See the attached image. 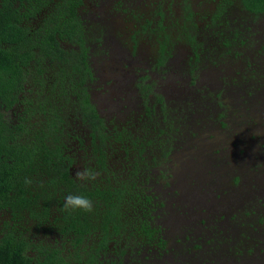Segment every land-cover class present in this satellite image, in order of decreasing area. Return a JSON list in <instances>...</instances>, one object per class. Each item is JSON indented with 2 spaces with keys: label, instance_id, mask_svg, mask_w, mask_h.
<instances>
[{
  "label": "trees",
  "instance_id": "1",
  "mask_svg": "<svg viewBox=\"0 0 264 264\" xmlns=\"http://www.w3.org/2000/svg\"><path fill=\"white\" fill-rule=\"evenodd\" d=\"M102 2L0 0V264H151L169 251L166 201L179 187L168 178L176 174L179 144L195 132L183 104L167 101L150 84L136 85L154 98L142 109L121 117L100 113L92 96L98 82L94 58L113 31L108 18L88 15L90 9L101 11ZM125 2L110 4L151 35L157 59L168 70L174 41L183 40L193 51L201 33L209 54L220 55L223 48L248 46L264 22V0ZM134 3L143 7L129 6ZM147 7L148 16L141 12ZM261 40L254 55L264 53ZM241 55L251 66L246 53ZM199 63L197 58L194 70ZM258 125L245 121L240 132L250 141L248 154L254 153L250 146L264 152V126ZM254 159L250 173L261 183L264 168ZM80 168L99 176L78 181ZM68 194L91 199L93 211L64 210ZM258 225L259 234L264 223Z\"/></svg>",
  "mask_w": 264,
  "mask_h": 264
},
{
  "label": "rangeland",
  "instance_id": "2",
  "mask_svg": "<svg viewBox=\"0 0 264 264\" xmlns=\"http://www.w3.org/2000/svg\"><path fill=\"white\" fill-rule=\"evenodd\" d=\"M110 1L103 0L101 11L109 19L113 33L106 39L105 48H96L105 51L96 52L94 58L98 82L92 96L98 110L109 117L113 113H120L117 117H121L131 110H140L153 95L136 85L143 83L146 88L150 84L167 101L183 104L188 111L183 115H187L189 127L195 132L179 144L173 162L176 174L168 178L169 183L179 187L176 197L166 201L163 224L168 229L169 251L162 254L161 262L151 264H264V229L259 234L255 229L259 221L264 223V173L258 176L262 177L261 183L250 173L254 156L260 163L259 170H263L264 152L250 146L254 153L248 154L250 141L240 134L245 121L254 119L259 128L264 126V92L262 89L254 92L264 86V53L253 52L263 43L264 22L259 23L257 30L261 33L252 35L249 47L242 44L223 48L220 55L209 54V44L201 33L198 37L201 45L193 51L183 40L174 41L166 61L171 67L168 70L158 60L157 45L149 39L151 35L135 28L132 16L113 8ZM177 3L175 9L179 10ZM129 6L140 8L143 4ZM194 8L198 9L196 4ZM93 11L90 9L88 17L93 13L96 18ZM141 12L148 16L150 8ZM134 32L137 34L131 40ZM229 50L233 55L227 54ZM242 53H246L251 66H247ZM197 58L199 68L194 70ZM167 71L173 76L167 75ZM214 92L217 94L212 97ZM193 109L195 113L191 116ZM220 121L225 126L219 125ZM242 149H247V155L238 153ZM236 177L239 180L235 181ZM247 242L245 250L241 245Z\"/></svg>",
  "mask_w": 264,
  "mask_h": 264
},
{
  "label": "clouds",
  "instance_id": "3",
  "mask_svg": "<svg viewBox=\"0 0 264 264\" xmlns=\"http://www.w3.org/2000/svg\"><path fill=\"white\" fill-rule=\"evenodd\" d=\"M99 173L91 168H80L75 172V179L78 181H95ZM26 184H30L31 180L26 179ZM93 201L83 195L68 194L65 197L64 210L77 211L91 213L93 211Z\"/></svg>",
  "mask_w": 264,
  "mask_h": 264
},
{
  "label": "flooded vegetation",
  "instance_id": "4",
  "mask_svg": "<svg viewBox=\"0 0 264 264\" xmlns=\"http://www.w3.org/2000/svg\"><path fill=\"white\" fill-rule=\"evenodd\" d=\"M95 12H96V19H101L102 18V16H103V14H104V12L102 13L101 11H99V10H95ZM98 15V16H97ZM199 37V36H198ZM131 40H133V39H131ZM144 77V76H143ZM101 89V88H100ZM100 92H101V90H99ZM159 184H161V182H159Z\"/></svg>",
  "mask_w": 264,
  "mask_h": 264
}]
</instances>
